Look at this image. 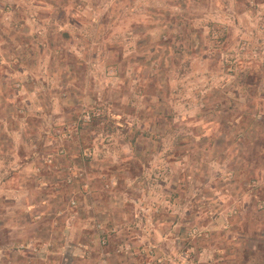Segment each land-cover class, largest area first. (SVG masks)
Segmentation results:
<instances>
[{
  "label": "rangeland",
  "instance_id": "obj_1",
  "mask_svg": "<svg viewBox=\"0 0 264 264\" xmlns=\"http://www.w3.org/2000/svg\"><path fill=\"white\" fill-rule=\"evenodd\" d=\"M1 83L40 168L0 264H264V0H0Z\"/></svg>",
  "mask_w": 264,
  "mask_h": 264
},
{
  "label": "crops",
  "instance_id": "obj_2",
  "mask_svg": "<svg viewBox=\"0 0 264 264\" xmlns=\"http://www.w3.org/2000/svg\"><path fill=\"white\" fill-rule=\"evenodd\" d=\"M47 48L46 49H42L44 50V52H47ZM24 47L21 46V51L22 53L24 52ZM41 50V51H42ZM50 51V50H49ZM23 59V57L21 58ZM36 59L37 63H41L44 62L45 59L43 56H41V53L38 57H33L32 60ZM31 59H25L22 60V66H21V73L20 75L22 77H24L26 74H28V68H26V62H30ZM35 63L34 61H31ZM45 66V65H44ZM4 74V73H3ZM2 75V73H1ZM4 76V75H2ZM17 76V75H16ZM7 85V86H6ZM8 83H1L0 84V93L3 94L4 92H2V90L5 89V92H7V87H8ZM85 91L87 93V86L85 88ZM68 106H72L71 104H69ZM19 124V122H13V121H2V124H0V127L4 128V132L0 133V174L2 172H4V174L1 178H0V201L2 203V206H23L24 209H26V211L28 212V214L32 211V209L34 208V198H35V189H38V184L36 185V187L34 186V183L36 182V176L38 177V173H39V163H38V159H39V155L37 152H33V151H26L27 148L25 147V145H27L28 142V138L27 137H22L21 135H19V126L17 125ZM16 130V132H14V130ZM23 142H25V145L23 144ZM26 152V154L24 155V153ZM96 151L95 150H85V151H81L80 153V157H86L88 156L90 158V156L95 157L96 156ZM141 155H144V152H140ZM48 155V154H47ZM71 154L66 155L65 158H71ZM64 158V159H65ZM7 162V164H5ZM70 167V166H69ZM42 168V167H41ZM88 169V167H86ZM85 168V170H80L81 174L83 176H85V182L83 184V188L84 189H90L91 188V183L90 182V176L87 173V169ZM47 169H50L49 166L47 167ZM69 172L73 173V170L70 168ZM29 176V178H27ZM167 202V201H166ZM168 203V202H167ZM87 205V204H86ZM150 208V207H149ZM146 209V208H144ZM151 209V208H150ZM159 211V209H158ZM15 213V218L16 220L18 219L17 215V211L14 212ZM30 215V214H29ZM109 219V218H108ZM111 220V218L109 219ZM176 221L181 222L182 220L186 219H180L178 217H175ZM6 217H1L0 215V238H18V239H26L24 236H26V234L23 231V224L21 223H16L14 224V226H9L6 224ZM164 218L163 216H161L158 220V228L155 231L156 237L158 240H168L171 237H176V239H181L182 237H184L183 235L181 236L180 233H169V232H165L166 229H161V227L164 225L163 224ZM28 224L31 226H35L37 224L36 219H34V217H32L31 215L29 216L28 219ZM67 234V233H66ZM68 235V234H67ZM71 239L76 238H80L82 235H68ZM92 236V235H91ZM24 237V238H23ZM69 237H65L66 238V242L64 243V245H62V247L59 249V253L62 255H66V256H70L72 254V251L69 250L70 248V242ZM93 237L96 238V234H93ZM73 239V240H74ZM2 240V239H1ZM3 241V240H2ZM23 241V240H22ZM25 241V240H24ZM3 244L5 242H2ZM1 243V244H2ZM73 243V241H72ZM6 244V243H5ZM36 245V244H35ZM213 246H211V248L214 250V252L217 251L216 246L212 244ZM7 246V245H6ZM6 246H0L1 248H6ZM160 246H164V244H160ZM210 247V246H209ZM1 250V249H0ZM191 250L194 251L193 248H191ZM47 255H49L51 253V251H49V247L46 248ZM6 254V253H5ZM44 254V253H42ZM83 255L87 256L89 258L90 253L89 251H85L83 252ZM85 261H87L86 259H84ZM88 263V262H87ZM175 264H202V261H197L194 263V260H188L185 259L180 260L179 262L175 263Z\"/></svg>",
  "mask_w": 264,
  "mask_h": 264
},
{
  "label": "built area",
  "instance_id": "obj_3",
  "mask_svg": "<svg viewBox=\"0 0 264 264\" xmlns=\"http://www.w3.org/2000/svg\"><path fill=\"white\" fill-rule=\"evenodd\" d=\"M102 244L105 245L106 244V241L103 240L102 241ZM47 248H48V246H47ZM19 251L20 252H27V251H29L30 253H33V254H41L40 249L37 246H35L34 244H32V243L29 244V245H25V244L21 245L19 247Z\"/></svg>",
  "mask_w": 264,
  "mask_h": 264
}]
</instances>
